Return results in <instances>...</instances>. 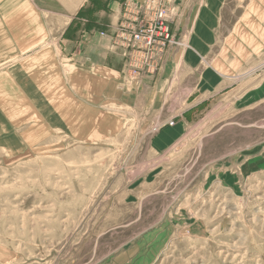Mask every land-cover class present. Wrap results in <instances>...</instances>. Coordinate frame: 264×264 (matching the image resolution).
<instances>
[{"label":"rangeland","instance_id":"rangeland-1","mask_svg":"<svg viewBox=\"0 0 264 264\" xmlns=\"http://www.w3.org/2000/svg\"><path fill=\"white\" fill-rule=\"evenodd\" d=\"M253 5L225 0L223 19L232 24ZM170 7L174 34L179 0ZM115 26L100 35L120 48L131 80ZM176 45L184 42L148 75ZM244 71L240 87L200 111L160 173L147 172L157 159L128 128L56 140L35 155L0 152V264H264V48Z\"/></svg>","mask_w":264,"mask_h":264},{"label":"crops","instance_id":"crops-1","mask_svg":"<svg viewBox=\"0 0 264 264\" xmlns=\"http://www.w3.org/2000/svg\"><path fill=\"white\" fill-rule=\"evenodd\" d=\"M125 1L0 0L3 155H35L56 140H100L128 128L157 159L147 172L160 173L200 111L240 87L248 61L263 54L264 0L232 24L223 19L225 0H179L172 29L184 45L167 50L156 76L129 80L124 54L100 35L118 24ZM161 192L145 194L140 205Z\"/></svg>","mask_w":264,"mask_h":264},{"label":"built area","instance_id":"built-area-1","mask_svg":"<svg viewBox=\"0 0 264 264\" xmlns=\"http://www.w3.org/2000/svg\"><path fill=\"white\" fill-rule=\"evenodd\" d=\"M170 1L145 0L142 6L132 0L125 3V20L115 26L117 34L113 39L125 48L129 70L136 74L131 76L133 80L141 81L146 75L155 73L166 48L177 42L169 23H165L173 11Z\"/></svg>","mask_w":264,"mask_h":264},{"label":"bare ground","instance_id":"bare-ground-1","mask_svg":"<svg viewBox=\"0 0 264 264\" xmlns=\"http://www.w3.org/2000/svg\"><path fill=\"white\" fill-rule=\"evenodd\" d=\"M176 5V4H175ZM177 16V15H176ZM177 40H179V39H177ZM126 59V58H125Z\"/></svg>","mask_w":264,"mask_h":264}]
</instances>
